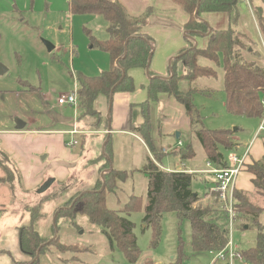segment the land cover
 Returning <instances> with one entry per match:
<instances>
[{
  "label": "rangeland",
  "instance_id": "rangeland-1",
  "mask_svg": "<svg viewBox=\"0 0 264 264\" xmlns=\"http://www.w3.org/2000/svg\"><path fill=\"white\" fill-rule=\"evenodd\" d=\"M153 11L152 8H147L138 16L133 17H146L144 25ZM105 29L106 22L101 15L70 13L68 0H0V64L6 69L3 74H0V134L13 130L17 127L18 122L20 125L26 123V130H43L51 127L71 129L74 116L77 114L79 118L82 114L80 104L77 108L68 104L60 105L58 99L76 89L75 76L77 73L94 76L110 68L111 62L108 54L91 46L92 38H106ZM202 32L195 36L191 35L192 39L189 42L191 45L187 46L185 52L191 48H201L197 40L206 37L208 39L209 34L208 31L207 34L205 31ZM231 32L233 36L241 38L244 46L241 53L244 52L247 43L242 38L243 34L233 28ZM256 37L258 39L256 45L262 47L260 43L263 44L261 55L264 57L263 34L260 39L258 35ZM44 41L51 43L54 48L48 51ZM242 57L244 58L243 54ZM199 58H202L203 61L199 62ZM176 60H173L172 67L178 76H184L181 79L177 76L179 91L187 100H192L199 112L203 127L231 130L235 127L238 130L234 132L233 136L231 131L228 137V140L234 144L233 148H235V140L241 146L249 144L255 136L260 118L230 114L224 104L223 88L221 92H217L211 86H202L200 81L203 78L218 80L217 75L223 71L224 66L222 55L216 54L214 60L197 57V66L203 68L206 73L195 80L187 79L190 73L180 59L177 62ZM253 62L264 69L262 64L264 59L257 58V61ZM169 73L166 76H170ZM218 81L220 84V79ZM173 99L175 100L174 97ZM175 101L180 105L181 110L176 114L164 115L163 122L174 123L176 115L183 110L184 114L178 116L183 119L187 118L189 124V117L185 113L183 104ZM261 106L263 107V105ZM103 114L105 112L100 114L102 123L100 118L98 124L89 125V127L103 129L106 123V116ZM83 118L91 120L95 117L84 115L80 117V120ZM163 127L162 123L159 124L158 132L162 133L167 130ZM186 127H188L187 131H185L183 123H180L176 125L174 132L173 129L169 131V136L181 131L179 138L181 145L175 144L177 143L176 137L162 139L161 144H164V147L158 146L155 148L157 154L153 155L150 151V155L147 157H150L160 169L183 170L191 173L193 179L190 189L200 196L194 206L199 204L206 206L207 203H212L215 207L213 211H216L218 210L217 206L220 205L218 193L208 190L210 187H214L213 176L206 172L210 169L206 165L207 160L200 145L194 139L189 125ZM90 135L91 133H85V135L63 134L66 141L75 139L78 142L72 146L67 144L66 146L69 152L80 154L84 158V161L79 164L80 166L82 163V167L74 174L70 172L64 180L53 181L51 186L41 194H39V190L49 180L48 177L45 176L40 185L30 190L27 195V192H22V179L14 162L0 155V163L8 167V174L11 178L10 182H0V185L6 187L5 189L0 186V203L7 201L6 197H9V205L2 207L0 205V249L5 250L0 253V264H14V261L29 260V257L20 249L16 227L29 222L28 208L39 204L41 205L39 209L41 218L36 223V229L47 245L39 255L37 264H167L172 262H176V264H209L215 252L193 251L190 248L189 222L183 220L178 225L176 212L169 211L161 214L158 227L157 225L155 227L156 230L159 228L158 239L156 244H153V228L142 220L150 181L149 176L142 171L148 151L135 139L132 144L130 139H120L118 143L117 135L110 139L113 150L111 166L117 169L120 175L115 179L114 192L106 195V206L115 211H122L129 208L130 204L137 205L127 216L134 223L133 233L140 251L136 259L129 261L120 250L116 249L115 245L110 246L101 227L89 222L86 215L78 214L72 221L60 218L54 222L55 211L66 209L68 211L73 201L82 193L99 188L97 182L102 184L103 176L108 172V168H104L102 161H92L101 154V148L92 155L91 160H85V151L88 146L89 148L93 147L94 151L97 146V144L89 142ZM136 135L144 142L139 133ZM259 139L261 138L259 137ZM168 142L171 147L165 146ZM40 146L41 144L33 146L34 156L45 157L46 152L38 150ZM185 149H188L191 159L180 158V152H184ZM220 151L225 157L227 156L228 151L224 148H220ZM41 152L44 153L41 154ZM196 152L199 153L196 154ZM40 161L42 164L48 165L49 168L53 164L61 163L63 157L54 150L49 152L48 157ZM183 165L186 167L199 165L196 169L203 172L196 173L198 170H191ZM74 169H77V166ZM2 173L4 176L3 171ZM51 175L53 174L51 173ZM206 191L208 196L204 195ZM8 194L10 195L7 196ZM244 194L253 206L264 208V199L261 196ZM202 201L205 202L202 203ZM8 203L6 202V204ZM245 222L238 220L236 223L234 219L231 231H228L232 245L238 253L232 264H253L242 255L256 246L258 235L261 234L264 237V211L259 214L256 222ZM238 224L243 225L239 226ZM220 225L228 228L226 223L222 222ZM55 239L63 247L62 253L53 246H48ZM179 239L184 243L182 250H178ZM240 252H243L242 255ZM214 264L224 263L218 260Z\"/></svg>",
  "mask_w": 264,
  "mask_h": 264
},
{
  "label": "trees",
  "instance_id": "trees-1",
  "mask_svg": "<svg viewBox=\"0 0 264 264\" xmlns=\"http://www.w3.org/2000/svg\"><path fill=\"white\" fill-rule=\"evenodd\" d=\"M179 5L188 15L189 19L184 24L187 30L185 40L186 46L182 48L176 58L169 61L168 73L170 76H160L150 69V62L155 50V41L151 36L143 33L141 27L146 17H132L128 15L124 7L117 0H68V10L72 14H98L106 22L105 39L92 38L91 46L108 54L110 68L101 71L94 76H86L82 73L76 74V92L82 114L95 117V125L98 124L100 115L94 108V101L99 94L107 97L111 103L115 93H129L135 88L132 76L129 71L133 68H143L147 77L146 99L140 103L143 121L138 126H133L132 131L139 133L148 149L153 155L156 150L153 147L150 137V103L157 101L159 93H165L182 103L186 115L189 117L190 131L200 145L204 157L215 166H225L226 157L220 151L233 149L234 144L228 140L231 130L229 129H208L203 127L199 112L192 100H187L179 91L178 76L172 67L173 60L180 59L187 68L188 80H195L203 76L206 71L197 66V57H204L214 60L216 54L220 53L224 60L223 66V93L224 103L227 111L236 116L262 118L264 109L260 104V95L264 88V69L260 68L253 61H246L242 57L241 50L244 46L241 38L233 36L231 32L238 20L237 5L241 0H171ZM227 12L231 16V26L226 30H213L200 18L202 12ZM257 13V12H256ZM256 14L257 23L262 27L264 17ZM233 25V26H232ZM210 30V32H209ZM208 31L207 45L204 48H191L185 52L192 39L191 35ZM191 32V33H190ZM243 40L244 35H243ZM264 38V34H263ZM178 76V77H177ZM184 77L181 75L180 79ZM79 117V119H80ZM78 118V117H77ZM0 155L9 160L7 154L0 150ZM180 157L189 158L188 149L180 152ZM112 148L110 137H107L102 153L92 161L101 162L108 172L103 176V183L97 182L99 188L84 192L78 196L70 206L69 210L55 211L54 222L63 218L74 220L78 214L86 215L88 221L101 227L106 235L109 245H115L124 256L133 261L139 254L136 245V237L133 233L134 223L127 216L137 205L130 206L122 211H115L107 208L106 195L115 190V179L120 172L111 166ZM4 176L0 182H10L7 166L0 163ZM248 172L253 175L252 184L254 194L264 199V155L258 161L246 166ZM142 171L150 178L147 191V204L144 207L143 222L153 228V244H156L159 228L158 221L163 212H176L178 225L183 220H188L190 225L189 246L193 251H219L223 249L229 240L226 223L227 214L217 206L214 210L212 203L206 206L196 205L200 198L190 189L193 176L186 171H166L160 169L150 157ZM215 199L216 196H215ZM235 221L256 222L259 214L264 208L253 206L246 195L242 192H234ZM215 201V200H214ZM37 205L28 208L30 220L24 225L16 227L19 239V246L28 261H14V264H37L39 255L44 251L46 242L42 239L36 229V223L41 218L40 207ZM220 208V210H219ZM66 211V212H65ZM212 211V212H211ZM61 212H64L61 214ZM214 212V213H213ZM221 221V222H220ZM220 222V223H219ZM245 222V223H246ZM241 223V222H240ZM243 225V224H238ZM53 246L60 253L63 247L57 239L51 241L48 246ZM184 248V243L179 239L178 250ZM77 250V249H75ZM5 252L0 249V253ZM243 252H240V254ZM242 255V254H241ZM247 261L253 264H264V237L258 235L257 244L252 250L242 255ZM176 264V262L167 263Z\"/></svg>",
  "mask_w": 264,
  "mask_h": 264
},
{
  "label": "crops",
  "instance_id": "crops-1",
  "mask_svg": "<svg viewBox=\"0 0 264 264\" xmlns=\"http://www.w3.org/2000/svg\"><path fill=\"white\" fill-rule=\"evenodd\" d=\"M117 1L124 7L129 15H132V17L138 16L147 8H152L154 10L150 14L146 24L141 27V31L148 36H151L156 43L150 62V69L157 75L166 76L169 71V61L173 58H176L178 52L187 44L185 40V37L187 36V30H185L184 24L188 21L189 15L179 5L171 0ZM237 11L238 20L236 25L232 26L233 29L240 31L244 35V40L247 43L246 50L244 52L242 51L244 58L247 61H257V58L261 60L264 59V57L261 55L263 51V49L261 50L263 47L262 42L260 43L262 47L256 45V41L258 40L256 35H258V38L260 39L262 34H264V23L261 27L258 25L256 19L257 13L260 14L259 16L262 18L264 17V0H241L237 5ZM200 18L203 19L208 24V26L216 30H226L231 26V16L227 12L205 11L200 14ZM207 40V37L199 38L197 40L199 47L204 48L207 45ZM201 61H203L202 58H199V62ZM129 74L132 76L135 85V88L132 92L115 93L111 103H109L107 97L102 94H99L94 101V108L99 112V115H102V112H105L103 115L106 116V123L104 124L103 129H94L93 127H89V125H95L93 122L95 121V118H92L91 120L88 119L89 121L85 118L80 120L77 118L78 116L76 114L74 116L72 128L68 130L54 127L45 128L43 130H26L25 123L21 129L14 128L9 132H3L0 134V140L2 141L0 144L1 150L7 154L9 160L11 159V161H13L15 166L18 168V172L21 176L20 178L22 179L21 183H23L22 192H27L26 194L28 195V192L39 186L43 181V178L46 176L49 179L48 181H51L44 191H40V193L38 192L39 194L44 193L47 188L51 186L53 181L64 180L67 178L70 172L74 174V172L76 173L77 170L82 167V163L80 166L79 164L80 162L84 161V158L80 154H72L67 150L66 144L69 141L64 139L63 134L65 133H69L71 135H85V133H91L89 136V142L95 143L97 146L95 151L93 147L89 148L88 146V149L85 151V160H91L92 155H94V153L96 154V152L99 151V148H101L102 153L106 138L110 137L111 139L112 136L115 135H117L116 138L118 143L120 139H130L131 144L133 139L138 140L145 147L146 151H148L146 153V158L148 155H150V150L148 149L147 145H145L141 138L131 130L133 126H138L143 121L141 107L139 104L146 99V88L148 84L147 77L143 68L140 67L131 69ZM217 77L218 80L220 79L221 81L220 84H218V80L203 78L200 79L202 86H211L213 90L221 92L223 88V71L218 74ZM180 110V105L173 99V97L165 93H159L157 101L150 103V137L154 148H157L158 146L164 147V144H161L162 139L175 138V135H172L173 137L169 136V131L170 129H173L172 131L174 132L176 125L183 123L184 129L187 131L188 127L186 126L189 125L187 123V118L183 119V117H179L184 114V112H182L183 110L178 114L179 116L176 115L174 123L171 124L165 121L163 122L164 115L167 116L170 115V113L176 114ZM101 115L100 118L102 123L103 121ZM262 121L264 122V119L260 118L255 136L249 144L246 146H241L235 140V148L230 150L231 152L241 155L246 150V148L248 149L247 157L245 159L246 165L236 178L235 189L251 195H254V187L252 184L253 175L248 172L246 166L260 160L264 155V130H259ZM161 123L164 126L163 128L167 129L164 130L165 132L162 131V133L158 132V125ZM236 130L238 129L235 127L233 130H231L232 136ZM72 131L75 132L73 133ZM180 136L181 131L179 133V137L176 138L177 143L175 144H178V141H181L179 139ZM259 137L261 139H259ZM170 142L165 144V146L171 147L169 145ZM35 144H41L38 150L41 149L42 151H45L47 154L45 157L40 158L36 155L34 156L33 146ZM54 150L58 152V154L62 155L63 161L58 164H53L48 168V165L45 163L42 164L40 160H44L49 156V152H53ZM43 153L44 152H41V154ZM198 153L199 152H196V154ZM75 161H77V163H75ZM75 166H77V169H74ZM198 166L190 165L186 167L183 165V167L190 168L191 170H198L196 169ZM49 172H51L53 175H51V173L49 174ZM198 172L203 171H196V173ZM2 175L3 173L0 169V177H2ZM212 182L214 185L213 178ZM0 186L5 187L2 184ZM208 190L213 191V186ZM207 191L204 193L205 196H208ZM9 195L10 194L7 196ZM6 198H8L7 201L0 203L1 207L9 205V197ZM201 199L204 198L201 197ZM6 202L8 204H6ZM203 202L205 201H202V203ZM233 248L236 250L235 247Z\"/></svg>",
  "mask_w": 264,
  "mask_h": 264
},
{
  "label": "built area",
  "instance_id": "built-area-1",
  "mask_svg": "<svg viewBox=\"0 0 264 264\" xmlns=\"http://www.w3.org/2000/svg\"><path fill=\"white\" fill-rule=\"evenodd\" d=\"M264 65V62L262 63ZM58 104H68L70 106H74V108L78 107L79 100L77 97L76 89L70 92L67 95H62L58 99ZM260 104L264 107V88L260 95ZM264 119V113L262 116ZM264 122L262 121L259 127V130H264ZM73 133L75 131H72ZM77 141H69L67 145H74ZM178 145H181V141L178 142ZM248 149L243 152V154L238 155L235 152H229L226 156V164L225 166H214L210 161H206V165L210 168L208 171L213 176L214 187L213 191L218 193V200L221 206V209L224 210L227 214V224L228 231H231L232 223L235 218L234 211V192L236 186V178L241 173V171L245 168V159L247 157ZM215 252L209 264H214L218 260L222 261L225 264H232L234 260H236L238 253L233 248L230 235L227 245L219 250L212 251Z\"/></svg>",
  "mask_w": 264,
  "mask_h": 264
},
{
  "label": "water",
  "instance_id": "water-1",
  "mask_svg": "<svg viewBox=\"0 0 264 264\" xmlns=\"http://www.w3.org/2000/svg\"><path fill=\"white\" fill-rule=\"evenodd\" d=\"M44 44H45V46H46V48H47L48 51H51V50L54 48V46H53L51 43L47 42V41H44ZM5 70H6L5 67H4L2 64H0V74H3V73L5 72ZM19 123H20V122H18V125H17V127H16L17 129H21V128L23 127V125H24V124L20 125ZM175 137H176V138L179 137V132H176V133H175ZM50 181H51V180H50ZM50 181L46 182V183L41 187V189L39 190V192H40V191H44L45 188L49 185Z\"/></svg>",
  "mask_w": 264,
  "mask_h": 264
}]
</instances>
